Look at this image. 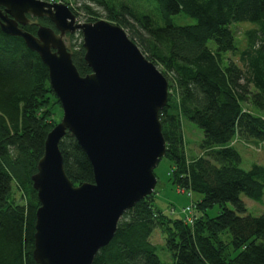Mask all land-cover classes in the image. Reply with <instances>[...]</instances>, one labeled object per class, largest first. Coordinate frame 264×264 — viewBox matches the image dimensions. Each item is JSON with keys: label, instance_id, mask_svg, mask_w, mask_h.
Returning a JSON list of instances; mask_svg holds the SVG:
<instances>
[{"label": "trees", "instance_id": "trees-1", "mask_svg": "<svg viewBox=\"0 0 264 264\" xmlns=\"http://www.w3.org/2000/svg\"><path fill=\"white\" fill-rule=\"evenodd\" d=\"M71 1L88 22L104 16L122 27L167 79L168 99L159 111L166 142L162 158L169 161L166 180L190 197L169 217L156 207L153 190L122 214L92 264H162L153 243L155 229L164 235L161 249L170 264H264V213H248L241 198L262 201L264 165L240 167L232 144L236 138L264 141V116L246 107L264 109V0H151L157 19L139 17L123 1L114 5L110 0H67L74 14ZM180 13L196 22L174 23ZM48 21L40 24L51 25ZM239 22L251 24L241 50L234 43ZM23 29L37 30L33 24ZM75 38L69 36L68 49L85 75L90 69ZM61 116L39 55L21 37L0 30V264H36L39 202L31 176L47 133ZM183 120L200 132L196 150H187ZM59 148L69 180L92 182L91 165L69 132ZM188 213L194 214L192 226L181 219Z\"/></svg>", "mask_w": 264, "mask_h": 264}, {"label": "water", "instance_id": "water-1", "mask_svg": "<svg viewBox=\"0 0 264 264\" xmlns=\"http://www.w3.org/2000/svg\"><path fill=\"white\" fill-rule=\"evenodd\" d=\"M26 14L47 17L57 32L19 24ZM63 2L0 0V30L21 37L48 69L49 85L63 111L47 133L31 176L39 205L32 256L36 264H92L116 231L122 214L151 194L155 168L166 153L159 111L168 82L127 32L105 19L75 23ZM79 31L90 71L80 75L64 42ZM69 132L86 155L93 181L67 177L60 141Z\"/></svg>", "mask_w": 264, "mask_h": 264}, {"label": "rangeland", "instance_id": "rangeland-1", "mask_svg": "<svg viewBox=\"0 0 264 264\" xmlns=\"http://www.w3.org/2000/svg\"><path fill=\"white\" fill-rule=\"evenodd\" d=\"M67 1V0H66ZM65 1V3H67ZM114 5L117 4L118 1H123L124 4H126L130 10L134 11L135 15H146L151 16L157 19V6L156 3H154L151 0H110ZM69 5V2L67 3ZM73 2L71 1V5ZM72 8L78 12L76 13V19L75 23H85L88 22L85 20L86 16L83 14L82 11L76 10V5L73 4ZM98 11H103L100 8ZM98 19H105L104 16L97 18ZM173 22L176 24H194L196 20L192 17H189L187 15H184L182 13L175 15L173 18ZM106 20V19H105ZM134 20V19H133ZM158 22V20H157ZM240 24L237 25V31L235 32L234 29V43L238 50L243 49L245 42L247 41L244 32L250 28V23L247 22H239ZM79 31H75L74 38L77 39V41L82 43V37L78 36ZM76 33V34H75ZM80 35V33H79ZM66 41V39H65ZM66 45H68V40L66 41ZM227 58H232V60H235L236 57L231 54H226ZM248 110L252 111V114L256 116H264V109H256L253 107L246 106ZM61 108V106H60ZM61 113L63 115V111L61 108ZM56 119L59 115L58 109L55 110ZM62 118V116H61ZM60 122V119L59 121ZM57 122V123H58ZM183 126V136L186 141L187 150H196L198 148V142L200 141V135L199 130L194 129L190 126L186 121L183 120L182 122ZM200 138V139H199ZM255 143V144H254ZM232 144L236 147L238 152L241 156V163L240 167L244 169H249L252 163H257L258 165H264V141H242L240 139H235L232 141ZM169 170V161L167 158H162L158 165L155 168V176H157V182L154 187V191L156 193L155 196V205L156 207L166 216H173L172 213L178 214L179 211H181V208L184 205L188 204V201H190L189 195L185 191H179L176 187L172 186L169 182H167V172ZM19 192H17V196ZM197 194L193 193L192 196H195ZM192 198V197H191ZM194 198V197H193ZM242 200L244 201L247 212L252 215H260L264 213V196L262 198V201L256 202L253 201L243 195H241ZM229 207L231 205L228 204ZM189 210H191L188 207ZM188 210V211H189ZM193 213L185 214L181 219L184 221L185 224L191 225L193 224ZM154 236V237H153ZM153 243L157 245V254L162 262V264H170V259L168 258V254L164 252L161 248L164 247V235L160 232L159 229H155L152 233Z\"/></svg>", "mask_w": 264, "mask_h": 264}, {"label": "flooded vegetation", "instance_id": "flooded-vegetation-1", "mask_svg": "<svg viewBox=\"0 0 264 264\" xmlns=\"http://www.w3.org/2000/svg\"><path fill=\"white\" fill-rule=\"evenodd\" d=\"M26 17H27V19H28V22H26L25 24H19V27L20 28H24V26H27V25H35L36 26V28L39 26V25H41L43 22H45V21H48L49 19L47 18V17H41V18H34V17H32V16H30L29 14H26ZM48 19V20H47ZM48 22H50V24L51 25H49V23ZM47 23H48V25H43V26H48V27H50V28H52L55 32H57L56 31V29H55V26L53 25V23L49 20ZM41 23V24H40ZM22 28V29H23ZM24 30V29H23ZM73 33H66V35H65V37H64V42H66L67 40H68V38H69V36L70 35H72ZM65 39H66V41H65Z\"/></svg>", "mask_w": 264, "mask_h": 264}, {"label": "clouds", "instance_id": "clouds-1", "mask_svg": "<svg viewBox=\"0 0 264 264\" xmlns=\"http://www.w3.org/2000/svg\"><path fill=\"white\" fill-rule=\"evenodd\" d=\"M68 5V4H67ZM69 6V5H68ZM70 8V7H69ZM73 12V11H72ZM75 17H76V15H75ZM80 33V32H79ZM81 35V34H80Z\"/></svg>", "mask_w": 264, "mask_h": 264}, {"label": "bare ground", "instance_id": "bare-ground-1", "mask_svg": "<svg viewBox=\"0 0 264 264\" xmlns=\"http://www.w3.org/2000/svg\"><path fill=\"white\" fill-rule=\"evenodd\" d=\"M163 74V73H162ZM143 199V198H142ZM141 200V199H140ZM138 202V201H137Z\"/></svg>", "mask_w": 264, "mask_h": 264}]
</instances>
